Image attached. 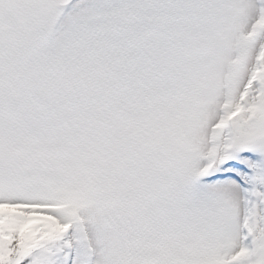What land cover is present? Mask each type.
I'll return each instance as SVG.
<instances>
[{"label": "snow or ice", "instance_id": "1", "mask_svg": "<svg viewBox=\"0 0 264 264\" xmlns=\"http://www.w3.org/2000/svg\"><path fill=\"white\" fill-rule=\"evenodd\" d=\"M0 264H264V0H0Z\"/></svg>", "mask_w": 264, "mask_h": 264}]
</instances>
